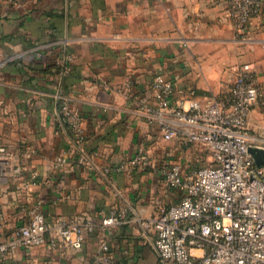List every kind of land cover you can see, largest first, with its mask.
I'll list each match as a JSON object with an SVG mask.
<instances>
[{
	"label": "crops",
	"instance_id": "1",
	"mask_svg": "<svg viewBox=\"0 0 264 264\" xmlns=\"http://www.w3.org/2000/svg\"><path fill=\"white\" fill-rule=\"evenodd\" d=\"M249 28V39L235 34L223 0H0V146L13 153L0 181V243L37 198L48 220L96 223L80 248H19L0 254V264H93L102 241L117 264H171L140 220L181 197L161 166L210 157L203 146L162 137L139 108L153 101L158 73L172 81L173 101L210 98L241 63L264 83V14ZM62 99L80 114L81 145L57 114ZM247 122L264 145V108H252ZM138 147L147 163L113 168L130 164ZM119 206L126 218L102 225Z\"/></svg>",
	"mask_w": 264,
	"mask_h": 264
},
{
	"label": "built area",
	"instance_id": "2",
	"mask_svg": "<svg viewBox=\"0 0 264 264\" xmlns=\"http://www.w3.org/2000/svg\"><path fill=\"white\" fill-rule=\"evenodd\" d=\"M223 1L235 34L242 40L251 38L249 23L264 14V0ZM260 41L264 49V39ZM152 89L153 101L139 108L144 119L162 137L203 146L210 157L200 165L176 162L160 167L167 184L177 188L181 197L140 220L144 231L154 232L151 244L158 256L171 264H264V165L257 164L249 150L264 145L247 127L251 109L264 108V83L250 64L241 63L232 82L206 100L192 97L173 101V83L159 73L152 80ZM57 114L69 128L73 142L81 145L86 133L77 109L62 99ZM12 156L0 146V181ZM147 159L144 149L138 147L130 164L122 161L113 168L130 169L133 164L147 163ZM63 161L57 156L55 165ZM79 161L85 162V156ZM35 177L32 174L29 182ZM127 211L126 206L114 208L102 217L101 224H117L126 218ZM3 221L0 210V230ZM95 226L90 220L63 216L48 220L42 200L37 198L25 208L22 223L0 243V254L42 244L62 250L80 248ZM92 262L117 264L106 241L100 242Z\"/></svg>",
	"mask_w": 264,
	"mask_h": 264
},
{
	"label": "water",
	"instance_id": "3",
	"mask_svg": "<svg viewBox=\"0 0 264 264\" xmlns=\"http://www.w3.org/2000/svg\"><path fill=\"white\" fill-rule=\"evenodd\" d=\"M249 150L253 154L256 163L264 165V148L250 147Z\"/></svg>",
	"mask_w": 264,
	"mask_h": 264
}]
</instances>
